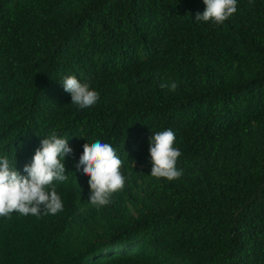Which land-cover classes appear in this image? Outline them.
<instances>
[{"label":"trees","instance_id":"1","mask_svg":"<svg viewBox=\"0 0 264 264\" xmlns=\"http://www.w3.org/2000/svg\"><path fill=\"white\" fill-rule=\"evenodd\" d=\"M205 9L0 0V156L26 176L51 131L73 149L61 212L0 217V264H264V0H237L222 25L196 21ZM67 76L95 106L72 105ZM167 129L182 153L171 182L150 176V137ZM96 139L127 178L101 208L75 167Z\"/></svg>","mask_w":264,"mask_h":264},{"label":"clouds","instance_id":"2","mask_svg":"<svg viewBox=\"0 0 264 264\" xmlns=\"http://www.w3.org/2000/svg\"><path fill=\"white\" fill-rule=\"evenodd\" d=\"M203 3L206 9L202 14H196V21L222 25L237 12V0H203ZM61 82L63 89L71 95L72 105L81 110L95 106L100 98L89 82L81 83L76 76H67ZM160 87L175 92L178 84L163 82ZM46 137L31 163L24 167L26 176L16 170L7 155L0 156V217L11 218L14 212L39 217L41 213L56 215L63 210L55 182L68 180L64 160L73 149L69 147V139L61 138L55 130ZM175 143L171 129L152 132L149 140L151 177L171 182L183 175L177 167L182 153ZM75 167L89 177V202L96 208L108 206L113 195L125 187L127 178L121 171L122 160L109 143L96 139L84 144L83 154Z\"/></svg>","mask_w":264,"mask_h":264},{"label":"bare ground","instance_id":"3","mask_svg":"<svg viewBox=\"0 0 264 264\" xmlns=\"http://www.w3.org/2000/svg\"><path fill=\"white\" fill-rule=\"evenodd\" d=\"M25 133V132H24ZM24 135V134H23Z\"/></svg>","mask_w":264,"mask_h":264}]
</instances>
